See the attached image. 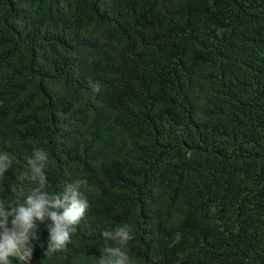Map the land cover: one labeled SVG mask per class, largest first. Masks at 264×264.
Masks as SVG:
<instances>
[{
    "label": "trees",
    "instance_id": "1",
    "mask_svg": "<svg viewBox=\"0 0 264 264\" xmlns=\"http://www.w3.org/2000/svg\"><path fill=\"white\" fill-rule=\"evenodd\" d=\"M35 149L89 207L29 264H90L124 224L134 264H264V0H0L6 204Z\"/></svg>",
    "mask_w": 264,
    "mask_h": 264
},
{
    "label": "clouds",
    "instance_id": "2",
    "mask_svg": "<svg viewBox=\"0 0 264 264\" xmlns=\"http://www.w3.org/2000/svg\"><path fill=\"white\" fill-rule=\"evenodd\" d=\"M47 162V151L35 149L31 156L26 157V170L18 178L35 186L28 188L22 202L20 194L7 204L0 200V264H12L10 257L15 258L18 264H29L36 246L34 242L39 241L40 225H45L48 232L46 251L65 250L76 225L89 207L85 178H76L65 186L62 193L46 190L44 169ZM12 163L8 153H0V180L4 179ZM101 236L114 243L101 248L99 257L90 255V264H134L127 251L129 242L134 239L129 225H117L102 232Z\"/></svg>",
    "mask_w": 264,
    "mask_h": 264
}]
</instances>
